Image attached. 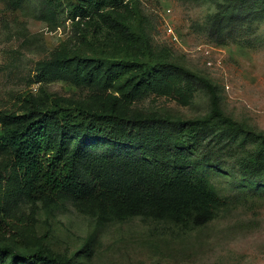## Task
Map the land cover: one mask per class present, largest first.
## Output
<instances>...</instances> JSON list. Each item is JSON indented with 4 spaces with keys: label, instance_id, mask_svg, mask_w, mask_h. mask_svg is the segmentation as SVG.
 Instances as JSON below:
<instances>
[{
    "label": "rangeland",
    "instance_id": "1",
    "mask_svg": "<svg viewBox=\"0 0 264 264\" xmlns=\"http://www.w3.org/2000/svg\"><path fill=\"white\" fill-rule=\"evenodd\" d=\"M120 1L92 0L73 17L80 0H0V134L13 119L59 106L206 114L207 89L179 74L145 80L131 65L114 80V67L86 60L133 53L107 41L111 23L128 12L149 44L141 46L143 60L187 67L214 86L226 114L264 132V0H123L124 8ZM239 143L224 141L218 168L199 164V198L115 216L29 192L11 165V148L0 142V244L40 248L67 264H264V161L255 177L241 175L238 160L254 147Z\"/></svg>",
    "mask_w": 264,
    "mask_h": 264
},
{
    "label": "trees",
    "instance_id": "2",
    "mask_svg": "<svg viewBox=\"0 0 264 264\" xmlns=\"http://www.w3.org/2000/svg\"><path fill=\"white\" fill-rule=\"evenodd\" d=\"M81 1L73 17L80 15L83 5L92 2ZM122 1L118 4L124 8L127 2ZM118 20L111 23L114 35L107 41L123 44L133 53L119 59L102 56L86 60H95L97 67L104 66L106 70L114 67L115 71L108 73L114 80L127 77L131 65L141 68L145 80L165 70L179 74L207 89L209 111L199 117L183 118L142 114L133 109L128 115L83 109L76 112L59 106L40 110L28 120L13 119L0 134V142L11 148V165L26 189L55 201L76 199L84 211L95 215H128L140 207H177L201 196L198 188L203 177L197 168L202 162L221 166L216 155L224 141H240L242 147L251 144L254 148L244 149L238 164L241 175H258L264 161V132L226 114L214 86L187 67L159 59L143 60L141 46L148 48L149 44L140 22L135 25L129 12ZM137 30L140 34L135 38L132 35ZM109 145L123 146L128 153L111 154ZM42 263L67 261L40 248L23 251L11 244H0V264Z\"/></svg>",
    "mask_w": 264,
    "mask_h": 264
}]
</instances>
